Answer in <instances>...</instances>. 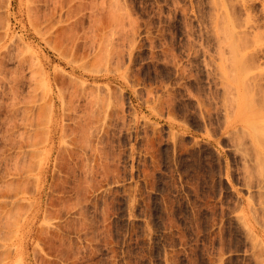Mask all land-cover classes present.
<instances>
[{"label": "rangeland", "instance_id": "374dc122", "mask_svg": "<svg viewBox=\"0 0 264 264\" xmlns=\"http://www.w3.org/2000/svg\"><path fill=\"white\" fill-rule=\"evenodd\" d=\"M58 1L0 0V264H264V0Z\"/></svg>", "mask_w": 264, "mask_h": 264}, {"label": "bare ground", "instance_id": "6f19581e", "mask_svg": "<svg viewBox=\"0 0 264 264\" xmlns=\"http://www.w3.org/2000/svg\"><path fill=\"white\" fill-rule=\"evenodd\" d=\"M8 1H9V0H8ZM37 1H39L38 4H37ZM41 1H43V0H28L27 3H29V4L26 3V10H27V13H28L29 17H30V16H31V17H32V16L35 17V14H36L37 16H39L37 13L41 14V13L37 10V9H38V5H41V4H42ZM45 1H46V2H50V5H52V6L48 5V4H49V3H48V4L44 5V8H46L45 6H49V7L52 8L53 5H56L55 7L52 8V11L54 10V8H57V11H58V10H59V11L61 10V11H64L65 13H67V12L65 11L66 9L64 10V9H63L64 7L62 6V7H63V8H62V7L60 6V5H62V4H60L61 1H60V2L58 1L59 3H57V4H56V2H53V3H54V4H53V3H52L53 0H44L43 3H46ZM54 1H55V0H54ZM63 1H64V0H63ZM65 1H67V0H65ZM71 1H72V0H71ZM74 1H75V0H74ZM25 2H26V0H25ZM67 2H68V1H67ZM35 3H36V4H35ZM40 3H41V4H40ZM61 3H62V2H61ZM70 3H71L70 1H69L68 4H66V2H65V5L67 6V5H69ZM74 3H75V2H73V4H74ZM59 4H60V5H59ZM57 5L59 6V8L57 7ZM63 5H64V2H63ZM65 5H64V6H65ZM70 5H71V4H70ZM74 5H77V4H74ZM9 6H10V5H9ZM66 6H65V7H66ZM60 7H61L62 9H61ZM71 7H72V6H70V8H69V7H66V8H69V9H70V10L68 9V12H69V11H70V12H73V11H74V8H75V7H72V8H73V11H72V8H71ZM9 8H10V7H9ZM27 8H28V9H27ZM42 8H43V6H42ZM44 8H43V10L40 8V11H41V10L43 11V13H42V14H44L43 17H45L46 11L48 10L49 13H50V10H49V9H51V8H46V10H45ZM23 9H24V8H23ZM44 10H45V11H44ZM36 11H37V13H34V12H36ZM48 11H47V13H48ZM52 11H51V12H52ZM54 11H55L54 13L57 12L56 9H55ZM29 12H30V14H29ZM32 12H33V14H32ZM64 12H63L62 14L59 12L60 15H59V13H58V15L62 17V15L65 14ZM52 13H53V12H52ZM54 13H53V14H54ZM42 14H41V15H42ZM53 14H50V15H53ZM56 14H57V13H56ZM68 14H71V13H68ZM46 15H49V14H46ZM50 15H49V16H50ZM37 16H36V17H37ZM49 16H46V17H45L46 21H45L44 18H42V19H44V22H45V23L48 21V20H47L48 18H49V19L52 18L51 16H50V17H49ZM29 17H28V18H29ZM33 17H32V18H33ZM36 17H35V18H36ZM55 17H56V15H55ZM32 18H30V19H31V20H30L31 22H33L34 20H36L38 23L41 22V21H40V20H41V19H40L41 16H39V17L36 18V19L33 18V21H32ZM56 18H57V17H56ZM56 18H52L51 21L49 20V23L47 22L48 26L50 25V27H52V28L48 27L49 29L52 30L54 24L56 25V23H57V24H58V23H61V20H63V19L60 20V18H59V21H60V22L57 20L58 22L54 23L56 20H53V19H56ZM62 18H63V17H62ZM39 19H40V20H39ZM34 22H35V21H34ZM34 22H33V24H36V25H34V26L32 25V26H33V27H36L35 30H36V29L38 30V28H39L38 31H39V32L41 31V33H42L43 29H45V27H44L45 25H43L44 28H43V29L41 28V30H40V27H42V26H39V25H37V24H38L37 22H36V23H34ZM42 23H43V21H42ZM42 23H40V25H42ZM50 23H51V24H50ZM52 23H53V24H52ZM61 24H62V23H61ZM51 25H52V26H51ZM59 25H60V24H59ZM56 26H58V25H56ZM56 26H54V27H56ZM61 27H62V25H61ZM46 28H47V26H46ZM48 28H47V29H48ZM47 29H45V30H46L45 32H47ZM49 29H48V32H47V33H45V32L43 31V34H45L44 36L48 35V36H47L48 38H49V35H50V37H51V32L54 31V30H53V31L50 30V33H49ZM56 29H57V27H56ZM59 29H61L60 26H58V29H57L56 31L60 34L61 31L59 32V31H58ZM62 29H64V28H62ZM62 29H61V30H62ZM37 30H36V31H37ZM62 31H63V30H62ZM57 32L54 31V32L52 33V34H54V37H56L55 35H57V34H56ZM38 34H39V33H38ZM52 36H53V35H52ZM57 36H58V35H57ZM48 38H47V39H48ZM51 38H52V37H51ZM45 39H46V37H45ZM47 39H46V40H47ZM56 39H57V37L55 38V40H56ZM46 40H45V41H46ZM48 40H50V39H48ZM51 40H52V39H51ZM53 40H54V39H53ZM53 40H52V41H53ZM52 41H51V43L54 42V41H53V42H52ZM49 43H50V41H49ZM55 45H56V44H55ZM224 65H225V64H224ZM217 66H218V65H216L215 67H217ZM234 66H236V65L234 64ZM218 67H220V66H218ZM218 67H217V68H218ZM222 67H223V65H222ZM224 67H227V68H228V67H232L233 69L235 68V70H236V67H233L232 64H231V66H227V65H225ZM232 68H229V69L232 70ZM237 68H238V66H237ZM241 68H242V66H240V69H241ZM220 71H221V70H220ZM220 71H219V72H220ZM219 72H218V69H217V73H218L217 75H218V76H220V77H222L223 75L225 76V68L222 69V74L219 73ZM226 72H227V71H226ZM220 74H221V75H220ZM224 76H223V78H226V77H224ZM55 101H56V100L54 99V102L52 103V106L55 105ZM54 110H55V108L52 107V111H54ZM50 113H51V108H50V111H49V113H48L49 116H50ZM229 124H230V123H228L227 126H229ZM53 125H54V124H51V127L49 128V131L47 132V134H48V140L51 139V132H52V127H53ZM39 192H40L41 195H42L43 190H40ZM243 204H244V205H243L242 209H243V212H244L243 214H244V215H243L242 219L244 220L245 223H248V219H249V217H248V215L246 214V210H247L246 208H247V206H248V204H249V201L243 199ZM250 206H251V205H250ZM250 208L252 209V206H251ZM37 216H38V211H37L36 213H34L30 218H28V221L31 223L32 221L35 220V218H36Z\"/></svg>", "mask_w": 264, "mask_h": 264}]
</instances>
